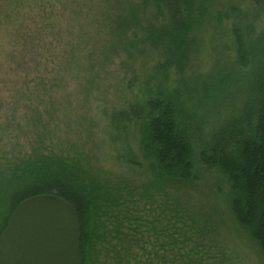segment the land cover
I'll list each match as a JSON object with an SVG mask.
<instances>
[{"label":"trees","instance_id":"16d2710c","mask_svg":"<svg viewBox=\"0 0 264 264\" xmlns=\"http://www.w3.org/2000/svg\"><path fill=\"white\" fill-rule=\"evenodd\" d=\"M51 1L58 2L0 0L4 6V11L0 9V33L3 32L0 39L3 37L9 46L0 50V100L5 99L2 88L6 86H10L5 94L11 100L5 117L9 121L3 125L14 126L15 134L8 144H22L8 152L9 156H2L4 162L0 164V233L19 202L34 195L55 194L76 210L81 232V264H86L88 251H94L95 243L104 241L102 233L110 225L107 220L111 218L116 219V223L105 232L113 231L116 237L121 232L131 236L113 251L114 264H151L152 259L153 264H202L207 257L209 264H217L213 257L221 253L213 250L215 255L209 256V243L202 241L204 227L197 223L196 214L178 203L168 191L172 182L185 184L193 177L194 149L191 123L178 122V95L164 89L163 83L159 82L155 92L151 86L146 90L148 95L137 114L141 118L140 147L153 177L149 184L142 183L139 197L153 201L155 192L165 196L163 208L151 221L146 220V214L139 217L145 224H150L148 230L154 237L151 251L146 250L142 235L133 241L139 226L133 230L134 234L122 231L124 220H130L128 211L121 208L116 212L111 208L112 205L126 207L121 198L125 196L124 190L130 194L129 188L100 183L97 173L85 166L80 152L74 151L73 146H61L57 151L50 139L46 146L49 131L39 118L41 109L38 107L45 99L46 103L53 102L57 86L65 83L62 69L57 65L61 54L55 51L56 44L50 37L59 27ZM153 2L156 7L154 19L164 16L163 23H147L142 42H150L151 46L164 50L162 56L166 59L159 64L160 68L173 64L182 74L191 52L202 43L193 32L198 33L208 15L209 0ZM125 18L127 29L139 24L133 6L129 7ZM217 18L221 20V12ZM238 26L232 29V42L239 66L218 71L203 91L206 98L213 99L236 89L243 94L242 106L236 115L213 129L198 155L204 166L215 168L226 178L230 187L231 213L264 256V31L251 37ZM47 63L51 66L45 67ZM247 66L250 69L242 71V67ZM39 67L40 73L37 72ZM16 76L22 78L20 84ZM12 77L14 79H10ZM26 97L33 99L26 105L29 113L24 109L23 128L27 130L18 131L22 124L12 121L15 120L16 105ZM20 137H23V143L18 141ZM160 206L157 203L156 208ZM112 212L116 214L112 216ZM96 229H102L101 234H97ZM134 245L138 249L135 253Z\"/></svg>","mask_w":264,"mask_h":264},{"label":"rangeland","instance_id":"374dc122","mask_svg":"<svg viewBox=\"0 0 264 264\" xmlns=\"http://www.w3.org/2000/svg\"><path fill=\"white\" fill-rule=\"evenodd\" d=\"M50 3L55 7L52 13L58 16L59 26L50 37L56 44L55 51L61 54L57 65L62 69L65 83L57 86L54 103H46L45 99L38 107L41 109L39 118L49 131L46 146H49V139L57 151L61 146H73L74 151L80 152L85 166L97 173L100 183L129 188L130 194L124 190L125 196L121 198L126 207L112 205L111 208L116 212L121 208L128 211L130 220H124L122 231L134 234L133 230L139 226L133 241L142 235L146 250L151 251L154 237L148 230L150 224L139 217L146 214V220L151 221L163 208L165 196L155 192V201L139 197L142 183L149 184L153 177L140 147L141 118L137 114L148 95L146 90L151 86L155 92L159 82L163 83L164 89L178 95V122L191 123L194 149L193 177L185 184L172 182L168 191L178 203L196 214L197 223L204 227L202 241L209 243V256L215 255L213 250L220 251L221 255L214 256L213 261L217 260V264H264L258 245L231 213L226 178L215 168L204 166L198 155L213 129L236 115L243 102L242 92L236 89L210 99L206 98L203 87L209 85L218 71L239 66L232 42L234 26L239 25V29L251 37L264 31V0H209L208 15L198 33L193 32L202 43L191 52L182 74L173 64L160 68L159 64L166 59L162 56L164 50L151 46L150 42H142L147 23H163L164 16L154 19L153 0H58ZM0 5L4 11L3 4ZM130 6L138 14L139 24L127 29L125 17ZM218 12L222 13L220 21ZM1 39L0 50L8 48V41ZM39 68L38 73L42 70ZM249 69V66L242 67L244 72ZM16 78L20 84L22 78ZM9 87L2 88L5 99L0 100V164L4 162L2 156H9L8 152L17 145L22 146L14 142L8 144L15 134L14 126L3 125L9 121L5 119L11 104L10 97L5 94ZM32 100V97L22 98L16 105L12 122L22 124L18 131L27 130L23 128L24 109ZM22 138L18 139L20 143H23ZM157 203L161 204L160 208H156ZM116 212H112V216ZM117 219L120 220L119 216ZM115 220L108 219L110 225L106 229H112ZM106 229L102 233L104 241L98 240L94 251H88L86 264H114L113 251L131 237L122 232L116 237L113 231L105 232ZM96 232L101 234L102 229ZM137 250L134 245L133 252ZM149 256L152 259L151 253ZM207 260L201 263L209 264ZM209 261L211 263V257Z\"/></svg>","mask_w":264,"mask_h":264},{"label":"water","instance_id":"95a60500","mask_svg":"<svg viewBox=\"0 0 264 264\" xmlns=\"http://www.w3.org/2000/svg\"><path fill=\"white\" fill-rule=\"evenodd\" d=\"M74 206L55 194L28 197L0 233V264H81Z\"/></svg>","mask_w":264,"mask_h":264}]
</instances>
